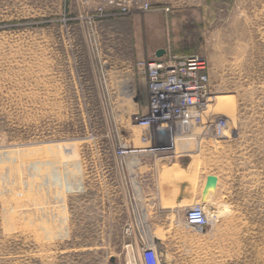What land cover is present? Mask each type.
Returning <instances> with one entry per match:
<instances>
[{"label": "rangeland", "instance_id": "374dc122", "mask_svg": "<svg viewBox=\"0 0 264 264\" xmlns=\"http://www.w3.org/2000/svg\"><path fill=\"white\" fill-rule=\"evenodd\" d=\"M147 1L157 10L107 18L104 0H0V264H142L155 237L170 244L165 264H264V0ZM156 15L162 59L205 61L212 111L228 120L221 137L207 119L178 129L189 185L218 178L212 199L188 203L205 208L203 229L134 197L136 165L166 155L118 151L143 146L138 65L153 60L137 59L134 21L144 34Z\"/></svg>", "mask_w": 264, "mask_h": 264}, {"label": "built area", "instance_id": "2783aa9c", "mask_svg": "<svg viewBox=\"0 0 264 264\" xmlns=\"http://www.w3.org/2000/svg\"><path fill=\"white\" fill-rule=\"evenodd\" d=\"M147 0H104L96 17L125 16L131 11H156ZM169 12V9L165 10ZM139 70L147 79L149 88V107L143 114L133 116L135 126L143 129L142 147L136 148L124 144L118 150L122 155L156 153L174 156L177 152L181 135L189 132L197 122L215 125V132L223 134L227 119L214 114L215 103L206 72V63L199 57L170 56L153 61H142ZM204 119L207 121L203 122ZM187 124V130H185ZM179 126V127H178ZM214 128V127H213ZM178 129H181L179 135ZM185 222L188 227L203 229L209 224L205 208L200 204L186 209ZM130 231V229H127ZM142 264H163V255L156 242L144 246L140 256Z\"/></svg>", "mask_w": 264, "mask_h": 264}, {"label": "crops", "instance_id": "0c3cea01", "mask_svg": "<svg viewBox=\"0 0 264 264\" xmlns=\"http://www.w3.org/2000/svg\"><path fill=\"white\" fill-rule=\"evenodd\" d=\"M143 21L145 24L144 34L141 31L142 29L140 23L137 22V20L134 21L136 56L137 59L154 60L155 58H158L157 52L159 50L166 49V42L169 36L165 30L162 20L160 19V16H147ZM104 65L106 72H109L110 74L120 73L119 70H116L114 67L115 65L111 61L104 62ZM140 74L144 77L146 86V96L144 99L147 100V79L143 73L140 72ZM102 147L101 149H103V152H107L106 147ZM192 158V156L189 157L185 154L182 147H179V152L175 156L150 157L144 164L136 165V168L138 170L140 169V179L135 178L132 180V191L134 193V197H137L138 199L143 197L149 198L148 200L150 201L149 206L150 211H152V217L173 218L178 216L180 212L184 211L182 208H185L186 211L189 206L188 203H196L199 200H202L203 191L209 175L205 178H200L201 180L203 179V184L200 185L196 181V174H194L195 187L192 188L183 173L185 170L184 166H187L186 164H190V161L192 164L195 163ZM146 171H148L147 174H145L142 178L141 173H146ZM140 186H142V188ZM123 189L125 191V195H128L129 189ZM158 227L162 228L160 226ZM155 242L157 243L162 255L164 252V254L168 256L170 244L165 242V240L161 237H155Z\"/></svg>", "mask_w": 264, "mask_h": 264}, {"label": "water", "instance_id": "95a60500", "mask_svg": "<svg viewBox=\"0 0 264 264\" xmlns=\"http://www.w3.org/2000/svg\"><path fill=\"white\" fill-rule=\"evenodd\" d=\"M166 53H167L166 50L161 49L157 52V57L162 58L163 56L166 55ZM185 129H187V125H185ZM217 186H218V178L216 176H209L207 178V183L202 195L203 202H207L209 199H212L215 196ZM112 261L113 263H115V258H113Z\"/></svg>", "mask_w": 264, "mask_h": 264}, {"label": "bare ground", "instance_id": "6f19581e", "mask_svg": "<svg viewBox=\"0 0 264 264\" xmlns=\"http://www.w3.org/2000/svg\"><path fill=\"white\" fill-rule=\"evenodd\" d=\"M224 108L226 109V112H227V114H228V112L231 111V110L233 109V106H232L231 104L227 103V104L224 105ZM224 117H226V116H224ZM227 123H228V120H227ZM65 150L68 151V150H70V149H69L68 147L65 146ZM178 152H179V147H178V149H177L176 154H178ZM69 154H70V153H67L68 156L71 155V154H70V155H69ZM206 214H207V212H206ZM207 216H208V214H207ZM145 226H146V225H145ZM147 228H148V226H147ZM147 228H146V229H147ZM147 230H148V229H147ZM148 231H149V230H148ZM149 233H150V232H149ZM149 236H150V235H149ZM150 238H151V237H150Z\"/></svg>", "mask_w": 264, "mask_h": 264}]
</instances>
